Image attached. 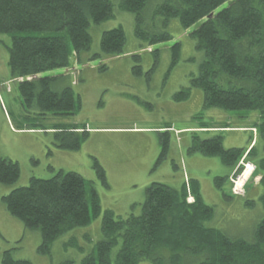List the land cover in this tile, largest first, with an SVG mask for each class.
I'll use <instances>...</instances> for the list:
<instances>
[{
	"label": "trees",
	"instance_id": "16d2710c",
	"mask_svg": "<svg viewBox=\"0 0 264 264\" xmlns=\"http://www.w3.org/2000/svg\"><path fill=\"white\" fill-rule=\"evenodd\" d=\"M117 1L121 11L134 16L136 38L149 47L171 41L164 29L169 20L177 19L182 29L192 30L189 36L203 60L190 86L203 92L204 108L258 114L252 125L258 138L246 159L252 160L261 177L257 196L263 216L249 239L234 238L206 225L214 209L203 202L196 182L191 183L192 205L185 201V186L177 191L152 183L145 189L139 215L131 213L123 218L104 212L102 239L81 264H264V0ZM113 8L111 0H0V35L13 34L7 48L8 66L23 110L37 118L47 113L70 116L76 112L79 102L77 106L72 89L65 84L66 77L72 75L70 58L72 53L78 58L89 49L90 26L113 18ZM125 43L123 30L115 28L102 33L100 49L104 55L117 57ZM179 49L180 44L172 48V65ZM57 70H64L65 75L40 77ZM188 96L189 88H183L174 101ZM44 130L53 131L56 146L66 151L78 150L82 138L88 137L85 128L75 126ZM194 136L189 153L219 157L226 166L235 165L247 152L241 148L225 150L220 135L202 140ZM161 137L156 165L167 158L169 150L167 138ZM94 168L104 181L101 166L95 162ZM19 176L17 163L0 158V185H10ZM214 182L220 188L225 179ZM2 202L6 212L25 229L40 232L39 252L45 254L60 236L88 226L100 209L96 193L89 190L88 194L85 180L63 171L50 180L31 178L27 187L13 190ZM1 264L31 263L15 260L11 251H5Z\"/></svg>",
	"mask_w": 264,
	"mask_h": 264
},
{
	"label": "rangeland",
	"instance_id": "374dc122",
	"mask_svg": "<svg viewBox=\"0 0 264 264\" xmlns=\"http://www.w3.org/2000/svg\"><path fill=\"white\" fill-rule=\"evenodd\" d=\"M111 1L113 18L91 25L89 49L78 58L72 53L70 58L72 75L66 77L65 84L72 89L77 106L79 102L70 116L47 113L37 118L22 109L17 82L12 80L8 66L7 48L13 34L0 35V158L17 163L20 170L16 182L0 185V264L5 251H11L15 260L31 264H81L102 239L104 212L123 218L131 213L139 215L149 185L160 183L179 191L184 173L190 182L199 181L203 202L214 209L208 227L234 238L249 239L263 216L258 201L261 177L252 160L241 157L230 167L219 157L189 153L194 135L201 140L220 135L225 150L248 151L258 138L252 126L258 114L204 108L203 92L190 86L203 60L189 36L192 30L182 29L177 19L169 20L164 29L171 41L149 47L134 34V16L121 11L117 0ZM115 28L123 30L126 43L122 55L109 57L102 54L100 40L103 32ZM175 44H180V49L172 65ZM67 45L71 49L69 41ZM95 55L100 57L92 59ZM59 75L64 76L65 71H51L40 77ZM183 88H189V96L174 101ZM63 125L85 128L88 137L84 141L82 138L78 150L59 149L53 131L44 130ZM31 128L34 130L29 131ZM161 136L167 138L169 150L167 158L156 165ZM95 162L105 173L104 181L94 168ZM246 169L250 171L244 178ZM58 171L81 176L88 194L89 190L96 193L100 209L88 226L60 236L45 254L39 252L40 232L25 229L21 221L6 212L2 199L13 190L27 187L31 178L50 180ZM236 177L241 182L247 180L242 186L244 196L239 198L229 192L231 180ZM216 178H225L220 188L215 186Z\"/></svg>",
	"mask_w": 264,
	"mask_h": 264
},
{
	"label": "built area",
	"instance_id": "2783aa9c",
	"mask_svg": "<svg viewBox=\"0 0 264 264\" xmlns=\"http://www.w3.org/2000/svg\"><path fill=\"white\" fill-rule=\"evenodd\" d=\"M237 189H238L239 193H236ZM234 192H235V194H241L242 193V183H239L238 181H236L234 183Z\"/></svg>",
	"mask_w": 264,
	"mask_h": 264
},
{
	"label": "bare ground",
	"instance_id": "6f19581e",
	"mask_svg": "<svg viewBox=\"0 0 264 264\" xmlns=\"http://www.w3.org/2000/svg\"><path fill=\"white\" fill-rule=\"evenodd\" d=\"M249 171H250V170H247V169H246V171H245V173H244V178H245V176L249 173ZM250 174H251V173H250ZM250 174H249V175H250ZM249 175H248V176H249Z\"/></svg>",
	"mask_w": 264,
	"mask_h": 264
}]
</instances>
